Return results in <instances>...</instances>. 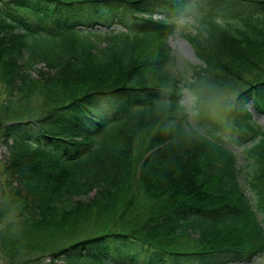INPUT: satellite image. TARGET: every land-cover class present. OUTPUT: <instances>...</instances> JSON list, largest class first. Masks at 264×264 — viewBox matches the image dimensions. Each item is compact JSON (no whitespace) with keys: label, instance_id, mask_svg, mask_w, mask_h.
Instances as JSON below:
<instances>
[{"label":"trees","instance_id":"16d2710c","mask_svg":"<svg viewBox=\"0 0 264 264\" xmlns=\"http://www.w3.org/2000/svg\"><path fill=\"white\" fill-rule=\"evenodd\" d=\"M223 1L254 10L217 18ZM203 3L211 11L185 36L200 66L180 70L168 37L191 14L187 0H0V248L10 264L264 256V130L247 105L264 112V0ZM73 8L89 18H71ZM117 8L120 30L114 17L91 18ZM190 88L199 114L238 92L224 114L243 163L190 129Z\"/></svg>","mask_w":264,"mask_h":264},{"label":"rangeland","instance_id":"374dc122","mask_svg":"<svg viewBox=\"0 0 264 264\" xmlns=\"http://www.w3.org/2000/svg\"><path fill=\"white\" fill-rule=\"evenodd\" d=\"M188 4L190 5L191 14L188 16H183L181 18H178V26L175 28V30L172 32L168 38V44H170L171 48L174 50L175 54H178L179 62L178 67L180 70L185 69V64H192L196 66H200V61L195 57L194 50L192 48L191 43L186 39L187 33L193 31L192 27L194 25H197L199 20H201L205 15H207L211 9L209 7H205L203 0H187ZM253 3H247V2H240L237 4H234L231 1H223L219 3V5L216 7L217 10L212 11L215 17L220 18L226 15L227 17H231L233 15H241V14H248L251 13L254 10ZM81 8H73L70 10V12H67V14L75 19V20H81L85 17L89 16L82 13ZM189 10V11H190ZM188 11V14H189ZM105 12V13H104ZM100 12L99 16H93L94 21L101 22L104 25H111V17H114V26L112 29L120 30L121 26L118 24V20L122 14V8H117L115 11H113L111 14H106V11ZM92 16V15H91ZM129 17V15H128ZM132 17V16H130ZM157 18V16H155ZM187 83L190 84V79L193 78V73L191 70L187 72L186 74ZM237 91H223L218 95V98L215 100V102L212 104V106L206 111L204 114H199L200 107L197 103V97H195V92L193 89H186L185 90V105L190 109L192 112V118L191 121V128L195 131L197 135L204 136L206 138H209L218 144L227 147L231 149L237 156L240 163H243L242 157H241V149L238 147H235L232 142V138H230V131H229V120L228 117L224 114V105L227 101L233 100L237 96ZM4 99L3 94V86L0 83V103ZM250 108L251 114L254 116V121L259 126L262 127L264 130V112L257 107H254L252 102H249L247 104ZM201 115V117L199 116ZM24 131H28V126H24L22 128ZM140 140V139H139ZM137 142L135 146V151L138 152V148L140 146V142ZM8 157V150L5 144L0 140V176L3 171V164L6 161ZM1 203V201H0ZM9 224L14 225L16 222L13 219H9ZM15 226V225H14ZM15 228V227H13ZM59 240L55 241V246L57 243H59ZM54 246V247H55ZM48 250V249H47ZM85 255H87V251H83ZM46 257V256H45ZM45 257L42 258V260H45ZM48 262V260H46ZM0 264H10L7 257L4 254V250L0 248ZM34 264H37L34 262ZM223 264H264V256L257 257L254 260H252L250 263L243 262L238 263L233 261L231 258H225L223 260Z\"/></svg>","mask_w":264,"mask_h":264}]
</instances>
